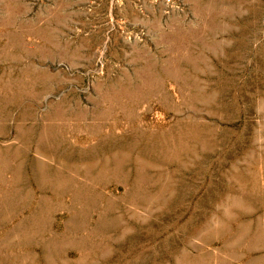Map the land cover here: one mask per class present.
Returning <instances> with one entry per match:
<instances>
[{
    "label": "rangeland",
    "instance_id": "1",
    "mask_svg": "<svg viewBox=\"0 0 264 264\" xmlns=\"http://www.w3.org/2000/svg\"><path fill=\"white\" fill-rule=\"evenodd\" d=\"M0 264H264V0H0Z\"/></svg>",
    "mask_w": 264,
    "mask_h": 264
}]
</instances>
